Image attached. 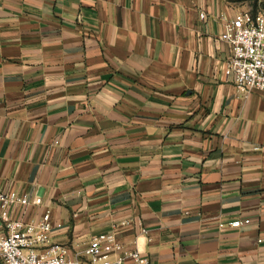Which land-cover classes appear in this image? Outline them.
Listing matches in <instances>:
<instances>
[{"label":"crops","instance_id":"0c3cea01","mask_svg":"<svg viewBox=\"0 0 264 264\" xmlns=\"http://www.w3.org/2000/svg\"><path fill=\"white\" fill-rule=\"evenodd\" d=\"M262 9L0 0V192L43 200L16 216L50 210L78 254L115 232L150 264H264V92L237 89L222 37Z\"/></svg>","mask_w":264,"mask_h":264},{"label":"built area","instance_id":"2783aa9c","mask_svg":"<svg viewBox=\"0 0 264 264\" xmlns=\"http://www.w3.org/2000/svg\"><path fill=\"white\" fill-rule=\"evenodd\" d=\"M222 37L230 45L227 67L235 75L237 89L244 93L264 92V10L245 11L226 21ZM42 204L41 197L31 199L18 192H0L1 264H150L149 257L139 249L127 250L115 232L93 236L84 252L78 254L73 247L53 241L50 210L37 221L16 216L17 209L25 215L29 206ZM249 223L250 220H235L228 226L240 228ZM130 225L131 222L124 223ZM137 225L141 235L147 237L143 224Z\"/></svg>","mask_w":264,"mask_h":264},{"label":"rangeland","instance_id":"374dc122","mask_svg":"<svg viewBox=\"0 0 264 264\" xmlns=\"http://www.w3.org/2000/svg\"><path fill=\"white\" fill-rule=\"evenodd\" d=\"M247 1L250 3V5L253 6V9H254V10H256V9L258 8L259 4H261L262 7H263V5H264V0H262L263 3H260L259 0H247ZM260 1H261V0H260ZM262 1H261V2H262Z\"/></svg>","mask_w":264,"mask_h":264}]
</instances>
